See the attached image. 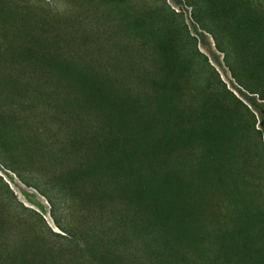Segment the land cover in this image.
Wrapping results in <instances>:
<instances>
[{
    "label": "rangeland",
    "instance_id": "rangeland-1",
    "mask_svg": "<svg viewBox=\"0 0 264 264\" xmlns=\"http://www.w3.org/2000/svg\"><path fill=\"white\" fill-rule=\"evenodd\" d=\"M202 4L0 0V264H209L261 226L264 101Z\"/></svg>",
    "mask_w": 264,
    "mask_h": 264
},
{
    "label": "trees",
    "instance_id": "trees-1",
    "mask_svg": "<svg viewBox=\"0 0 264 264\" xmlns=\"http://www.w3.org/2000/svg\"><path fill=\"white\" fill-rule=\"evenodd\" d=\"M241 3V0H207V4H202V6L204 5L205 16L211 21L217 19L230 21L228 31L231 33L229 36L235 42V51L241 60L243 76L245 75L255 83L253 89L250 90L251 94L258 95L260 100L264 101V86H262L264 83L262 75L264 74V24L249 12L243 17H239L237 10ZM214 7L215 9H213ZM242 37H247V40H241ZM248 101L258 117L256 123V117L253 115L255 125H258V131L264 140V106L258 104L254 97L248 98ZM46 200L53 207L51 200L47 198ZM52 210L53 208H51ZM251 229L250 232L246 230L239 234L237 232L226 234L221 230L214 231L213 241L215 242L212 244L218 245L215 251L221 252V257L220 255L214 256L209 264H264V219L261 221V226ZM200 239L202 242L194 251L197 255L202 256L203 253L211 252L209 251L211 248L204 245L202 237Z\"/></svg>",
    "mask_w": 264,
    "mask_h": 264
}]
</instances>
